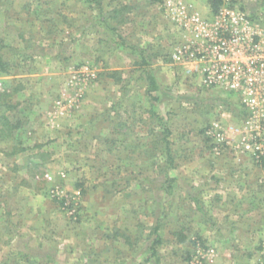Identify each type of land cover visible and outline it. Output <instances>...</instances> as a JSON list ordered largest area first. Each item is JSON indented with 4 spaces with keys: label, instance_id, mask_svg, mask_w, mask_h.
<instances>
[{
    "label": "rangeland",
    "instance_id": "374dc122",
    "mask_svg": "<svg viewBox=\"0 0 264 264\" xmlns=\"http://www.w3.org/2000/svg\"><path fill=\"white\" fill-rule=\"evenodd\" d=\"M153 1L104 0V15L120 11L115 32L83 0H0L10 71L0 73V115L21 126L0 137V264H155L143 240L155 197L143 180L164 160L145 151L159 131L151 109L171 128L177 180L162 201L160 264L260 261L264 154L245 147L264 151L260 120L241 92L206 88L198 63L172 59L202 34L194 17L204 35L224 19L207 0ZM220 11L233 35H264V0H226ZM132 46L152 59L158 102Z\"/></svg>",
    "mask_w": 264,
    "mask_h": 264
},
{
    "label": "built area",
    "instance_id": "2783aa9c",
    "mask_svg": "<svg viewBox=\"0 0 264 264\" xmlns=\"http://www.w3.org/2000/svg\"><path fill=\"white\" fill-rule=\"evenodd\" d=\"M221 12L218 15L224 20L216 29V35H204V25L199 17H194L195 29L202 34L194 35L193 41L182 45L172 59L177 63H198L206 88L241 92L242 102L251 112L252 120H260L259 129L264 131V35H233L225 21L231 14ZM238 16L236 23L246 17L244 13ZM248 125L250 127L251 122ZM245 147L254 154H264L257 145L245 144ZM260 250L258 264H264V243Z\"/></svg>",
    "mask_w": 264,
    "mask_h": 264
},
{
    "label": "trees",
    "instance_id": "16d2710c",
    "mask_svg": "<svg viewBox=\"0 0 264 264\" xmlns=\"http://www.w3.org/2000/svg\"><path fill=\"white\" fill-rule=\"evenodd\" d=\"M85 3L90 4L91 6L95 7L99 11V16L104 23L105 27L109 31H117L118 29L113 25L112 19H119L118 12L119 9L114 10L110 14V17L104 15V7H103V1L104 0H83ZM153 2H159V0H154ZM208 5L210 9L213 11V13L218 14L222 6L224 5V0H207ZM124 11L125 6L122 7ZM65 45V44H63ZM55 48L61 47L53 45ZM52 45L49 46L50 48L53 47ZM132 54L136 58V65L139 66V69L142 71V75L140 76L141 79H144L147 83V95L152 98L154 101H160V98L157 96H154V93L160 92V85L154 76L150 69V61H152L151 57L147 55V52L143 49L137 48L132 46ZM44 50V49H43ZM48 56L52 57L51 53L47 54ZM9 63L5 62L2 58H0V73H9ZM121 75L118 71H113L111 73L107 74L108 78H115L121 81V77L118 76ZM1 97V95H0ZM0 106H2L0 104ZM4 107V106H3ZM150 118L154 122L155 127L159 128V131H156L155 138L151 145L148 146L145 151L148 154V157H151L157 159L159 155L162 156V159L164 161H159L161 164L159 169V175L154 177H147L143 180V186L145 191H149L150 194H152L153 197H155V203L153 206L152 214L155 215V221L153 226L151 227L148 234H144V227H143V240L147 241V251L149 253V256L147 258L148 262L155 264H160V257H159V247L163 244V236L161 234L162 228L164 226V222L167 219L168 209H166L165 203L162 201L164 198H167V196H172L175 191V183L176 178H172L169 174L170 171L175 168V159L173 156V150H172V142L170 140L172 136L171 128L169 127L167 121L161 114L151 109L150 110ZM19 125V124H18ZM21 126L13 125L11 121L8 119L6 113H3V115H0V137L5 136L4 134L12 130H18ZM11 133V132H10ZM156 164V163H154ZM158 164V163H157ZM194 199V198H193ZM197 202L198 209L202 210V206L199 203L198 200L194 199ZM62 201V200H61ZM65 199L63 198L62 203H65ZM19 254H22L19 252ZM24 255V254H23ZM49 259L54 262L55 258L49 257Z\"/></svg>",
    "mask_w": 264,
    "mask_h": 264
}]
</instances>
